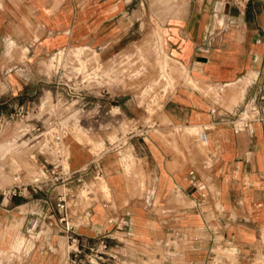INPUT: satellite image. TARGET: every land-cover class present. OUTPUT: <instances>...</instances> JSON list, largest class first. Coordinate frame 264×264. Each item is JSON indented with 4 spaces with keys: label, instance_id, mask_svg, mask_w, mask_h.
I'll return each mask as SVG.
<instances>
[{
    "label": "crops",
    "instance_id": "crops-1",
    "mask_svg": "<svg viewBox=\"0 0 264 264\" xmlns=\"http://www.w3.org/2000/svg\"><path fill=\"white\" fill-rule=\"evenodd\" d=\"M158 29L191 81L163 102L166 126L119 130L118 156L126 157L112 151L100 157L115 209L94 203L80 232L112 231L113 216L126 225L116 235L140 243L173 242L180 232L184 243L171 246L170 261L201 264L213 231L233 241L236 264H264V125L254 123L253 133L233 128L235 114L264 82V0L245 9L227 0H0V119L48 88L42 63L57 51L76 46L115 57ZM118 106L124 121L140 122L134 103ZM198 128L206 129V142L202 130L193 131ZM12 137V127L0 128V187L12 185L14 171L32 163V149L15 148ZM67 143L72 170L96 158L73 138ZM74 145L82 154L75 165ZM44 195L11 201L0 195V247L37 227L50 232L40 217L47 211ZM47 240L56 244L57 238ZM61 253L38 250L22 264H56Z\"/></svg>",
    "mask_w": 264,
    "mask_h": 264
},
{
    "label": "built area",
    "instance_id": "built-area-1",
    "mask_svg": "<svg viewBox=\"0 0 264 264\" xmlns=\"http://www.w3.org/2000/svg\"><path fill=\"white\" fill-rule=\"evenodd\" d=\"M227 1L239 9H245L253 0ZM65 49L57 51L49 59H55ZM86 49L90 50L87 60L91 62L87 72L102 70V61L101 65L93 66L96 57L101 58L100 53ZM74 69L68 71L71 76L64 81L60 67H56L53 73L56 76L51 77L52 80H46L48 76H44L48 88L32 104H18L10 116L0 119L1 130L12 127L11 141L15 148L32 149L30 168L14 171L12 185L0 187V195L4 200L11 201L45 193L42 200L47 205V211L40 217L50 231L42 232L37 227L36 231L19 233L8 247H0V255L6 254L8 261H13L18 254V260L23 263L38 250L48 249L55 253L56 249L61 248L64 264H179L176 260L175 263L171 262L168 256L172 253V245L179 248L184 243L180 232H175L173 242L168 239L140 243L130 236L116 235L117 232H124L126 227L117 216L108 220L112 231L96 236L80 232L82 227L89 226L88 211L97 202L94 199L93 181L100 180L104 173L101 158L97 157L91 164L72 170L67 139L78 135L104 137L111 130V125L124 121V115L121 112L113 113L114 108L121 110L118 105L110 106L108 98L94 100L93 88L86 87L92 82L74 80V77L77 79L74 74L78 73L76 69L79 67ZM79 85L82 86L80 93ZM100 92L110 94L106 85ZM216 112V109L212 110L213 114ZM109 120L115 122L109 124ZM254 123L264 125V82L233 118V128L237 133H253ZM199 137L203 142L208 140L206 129L200 132ZM111 146L113 150H119L118 143H111ZM53 237L57 238L56 244L48 243L47 239ZM199 240L195 237V241ZM207 243L208 254L201 264H236L235 254L230 252L234 244L232 240L211 231Z\"/></svg>",
    "mask_w": 264,
    "mask_h": 264
},
{
    "label": "rangeland",
    "instance_id": "rangeland-1",
    "mask_svg": "<svg viewBox=\"0 0 264 264\" xmlns=\"http://www.w3.org/2000/svg\"><path fill=\"white\" fill-rule=\"evenodd\" d=\"M147 33H145V36L141 40L129 43L115 57L103 56L100 58L97 56L93 66L101 65L102 61L104 62V68L102 70L95 69L92 73L87 72V67L91 65V62L87 60V52L90 50H87L85 47H68L59 53L55 59H48L42 63L43 67H48L49 73L40 75L41 79L44 76H48L46 80H52L51 77L56 76L53 74L54 69L60 67L63 80L66 81L71 76L68 71L79 67V69H76L78 73L74 74V76H77V79L75 77L73 79L78 82L82 80L87 81V83L92 82L91 84H87L88 86L86 87L93 88L94 100L106 97L110 106L112 104L119 105L123 101H130L139 107L138 118L141 120L138 124L134 120L129 121L125 118L126 120L120 121L119 125L116 123L111 125V130L104 137L98 135H78L73 138L77 143L90 148L97 158L102 157L108 151H112L116 158L126 157L127 154L125 153H121L119 157L118 150L116 151L112 147H109L110 142H119V138L117 137L119 130L127 133L133 127L140 125V123L141 130L148 129V126L154 130H160L163 126H166L167 123L162 111L163 102L179 85L183 82L191 81L189 74L182 65L169 56L163 37L160 34V29L154 32L153 35ZM104 85L109 88L110 98L108 95H103L100 92ZM78 88L80 93L82 86L79 85ZM119 112L124 115L123 110L119 111L118 108H114L113 113ZM201 130V128H198L193 131L199 133ZM73 153L75 165L82 159V154L76 145L73 147ZM119 163L122 165L124 161H120ZM100 178V180L93 181V185L95 186L94 199L97 202L103 201L102 203L104 204L108 203L115 209L114 204L109 203L112 200V195L106 185V179L103 176ZM8 257L6 254L0 255V262L2 261L0 264H22L21 260H18V254L13 258V261H8ZM62 257H59L56 264H64ZM178 263L181 264L182 261H178Z\"/></svg>",
    "mask_w": 264,
    "mask_h": 264
}]
</instances>
